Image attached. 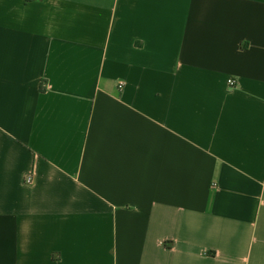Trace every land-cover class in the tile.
Here are the masks:
<instances>
[{
    "label": "crops",
    "instance_id": "crops-1",
    "mask_svg": "<svg viewBox=\"0 0 264 264\" xmlns=\"http://www.w3.org/2000/svg\"><path fill=\"white\" fill-rule=\"evenodd\" d=\"M0 264H264V0H0Z\"/></svg>",
    "mask_w": 264,
    "mask_h": 264
},
{
    "label": "built area",
    "instance_id": "built-area-1",
    "mask_svg": "<svg viewBox=\"0 0 264 264\" xmlns=\"http://www.w3.org/2000/svg\"><path fill=\"white\" fill-rule=\"evenodd\" d=\"M228 84H229V86L230 87H234L235 86V82H234V80H232V79H230L229 81H228ZM123 84H119V86H118V88L121 90L122 88H123ZM26 182L27 183H31L32 182V175H28L27 177H26Z\"/></svg>",
    "mask_w": 264,
    "mask_h": 264
}]
</instances>
